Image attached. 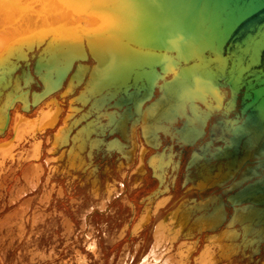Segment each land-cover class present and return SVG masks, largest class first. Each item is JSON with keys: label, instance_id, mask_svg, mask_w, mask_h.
Instances as JSON below:
<instances>
[{"label": "water", "instance_id": "1", "mask_svg": "<svg viewBox=\"0 0 264 264\" xmlns=\"http://www.w3.org/2000/svg\"><path fill=\"white\" fill-rule=\"evenodd\" d=\"M25 1L40 17L84 26L63 33L71 28L60 24L57 36L21 38L4 47L14 46L0 54L3 89L18 70L27 77L23 78L25 84L39 88L31 92L30 103L27 97L22 100V111L29 112L40 100L60 91L70 72L66 91L79 86L84 81L76 74L85 71L91 92L86 90L89 97L84 99L81 93L75 101L89 105L88 116L112 109L129 115L119 126L109 116L107 136L117 134L128 141L126 125H139L142 110H147V117L160 126L147 135L151 139L148 145L157 148V134L170 144L149 158L154 176L152 161L162 171L170 163L173 146H192L203 137L205 143L191 152L186 170L200 159L223 163V174L210 183L217 188L230 180L229 174L239 172L226 201L246 204L238 215V225L264 238V0ZM0 9L2 13L4 0H0ZM39 47L37 58L27 55ZM151 99L154 101L143 109ZM14 102L13 98L5 105L1 132L7 128ZM106 102L112 104L105 108ZM94 124L90 120L85 132L90 149L101 142L89 140L97 135ZM142 134L146 137L144 131ZM67 142L64 135L61 143ZM104 146L107 152L124 149L117 140ZM195 176L190 179L188 175L184 184L208 183L197 169ZM218 205L223 207L221 200ZM210 220L216 221L214 217ZM198 221L206 225L208 219Z\"/></svg>", "mask_w": 264, "mask_h": 264}, {"label": "flooded vegetation", "instance_id": "2", "mask_svg": "<svg viewBox=\"0 0 264 264\" xmlns=\"http://www.w3.org/2000/svg\"><path fill=\"white\" fill-rule=\"evenodd\" d=\"M40 53V49L35 50L34 57L37 58ZM32 62L33 61L30 59L29 70L31 73ZM23 64L24 63H21V67L24 68ZM71 73L72 72H70V74ZM15 74L21 75L20 70L16 71ZM70 74L67 76L60 91L39 102L33 110L31 108L32 111L29 114L21 112V106L19 104H16L11 111V119L8 129L4 133V139L9 135H12L13 138L14 127L19 125L20 132L17 136H19L18 138L23 142L14 147H10L11 145L7 144L5 158H10L12 155V149L18 147V150L15 149L13 151L15 154L14 157L19 158L20 160H26L20 168L21 171L23 166H25L29 160V154L33 155L32 162H37L33 163L35 164L34 166L26 168L22 172V177H18L17 183L9 197L7 194V188L10 181H14L17 168H15L13 164L6 166L8 162H4V167L6 166L5 168L7 171L3 174L4 199L5 196L8 198L10 209H14L11 200L15 197L19 199L15 208H24L26 211L29 210L31 219L35 220L36 223H44L46 221L48 223H53V221H55L54 217L60 215L65 234L67 236H72L75 233V223L71 216L64 213L58 214L57 211L47 213L45 208L50 203L51 191H57L58 196L64 195V186H57L56 183L53 182L55 179L59 177L65 179L67 181L66 186L68 187H71L77 179L81 185L80 187L86 188L89 195L97 200V202H93L91 206L86 208L84 214L81 216V228L86 236L85 242L87 245V251L92 254L94 253L93 255L96 258L99 257V247L96 237L91 231L92 226L89 224V220L91 219V216L97 212L101 215L112 213V197L117 196L116 198L121 200L124 208H129L131 219L125 224L121 230L122 232L119 233V236L116 239L121 240L129 233L131 236H136L146 230L148 226L155 221V224L152 227L153 240L151 247L135 264H175V255L179 258V264H193V261L194 264H264V242L254 244V239H247L253 245L245 250L244 256L238 252V255L231 257L228 260H223L219 257L222 248L227 246L233 248L239 245L242 241V239H229L228 241H224L223 244L219 245L217 243V237L222 233L229 238L232 237L235 231L240 230L238 226H230L233 217V207L228 203H226L223 208L219 207L218 209L219 217L224 216V220L222 225H220V227L214 232L202 231L198 234L196 231L190 230V225L192 223H198V220L207 218L211 219V217H214L213 213L209 214L212 209L210 211L198 212L194 203L197 204L201 199L203 200L213 195L218 196L222 193L219 190H212L209 193L202 194L198 193L193 188L194 185L191 182L184 184L188 173L191 175L189 177L190 179L194 175L195 168L186 170V164L191 152L196 151L203 145V143H205L203 137L198 139L196 143L190 147L178 148L173 146V155L170 157L169 165L164 167L162 171L156 168L157 170L155 171L154 176L151 169L152 167L148 165L149 158L156 152H162V149L166 145H170L168 140L162 134L156 135L158 136L156 140L160 142V144H156V149H152L149 146L150 144L148 145V143H151V139L148 138L150 136L149 134H153V129L155 127H160L158 126V123H156L154 119L147 117V110H142V121L139 125L132 127L130 122L126 125L127 129L124 132L127 133L126 138L128 141L126 140L124 142L117 134L107 136L108 131H106L108 130L107 124L109 122V116H111L109 113H112L113 119L116 122L120 117V111L117 109L102 110L98 117L101 127L100 129H97L93 126L97 135H91V138H99L101 142H99L100 144L94 145L97 146V148L92 147L90 149L89 141H87L85 137V132L87 131L86 126L90 120L95 119L94 116L96 114L94 115L92 113L88 116L89 105L82 106L75 101L81 96V93L84 99L89 97L86 92V90H91V87L86 86L88 75L83 71L82 77L84 82L75 88L70 86L68 92L66 91V86ZM38 90L39 88H36L35 85L31 84V91ZM101 97L103 98L104 95H101ZM28 101H31L30 96ZM152 101H154V99H151L150 102H146L143 105V109H145ZM106 103L105 108L112 104L109 102ZM36 118L39 122L38 127L48 124L49 128L42 133H35L28 137L25 135V130L29 119ZM118 123L119 122L117 121L115 125ZM75 124L78 125L75 126ZM71 125L72 127H69ZM143 131L146 133V137L143 136ZM17 132L18 130H16V133ZM101 132L104 136L100 135ZM64 135H67L68 137L67 144L61 143ZM115 140L124 145V149H115L107 152L104 145L110 141L114 142ZM8 141H5L4 143ZM13 145H15V143ZM217 145L220 146V144ZM119 151H121V153ZM167 151L168 150H166L165 153ZM43 157L45 160L42 163H39L42 161ZM166 158L167 157L163 158L164 162ZM214 162V160H208L205 161L204 164L210 166L211 164H215ZM52 163L55 165L51 166ZM151 164L156 167L157 162L152 161ZM110 172L113 173L109 174ZM107 174H109V176L104 178ZM117 175L122 178L120 190L115 184V178ZM146 185L151 187L150 193L140 202H137L134 199L132 200V195L138 190L145 188ZM49 186H51V188L47 191V187ZM42 188L44 190H42ZM226 188L227 186L225 189ZM157 191V195H153ZM128 192H130L129 195L127 194ZM223 199L225 200V197H223ZM71 203L77 204V209L80 208L78 200L72 199ZM181 204H185V207L188 209L193 207L191 210L192 215H189L188 222L183 218L185 215L184 210H186L184 207H181L183 208L181 213L174 215V212ZM34 205L36 206L34 207ZM170 205H172L170 210L166 213L163 212V210ZM72 207L74 208V206ZM214 223L215 222H212L211 220L208 221V224L211 227ZM179 231L181 232V235H179ZM196 236H198V240L195 242L193 239ZM167 240L179 245L178 248L173 249L172 247H174V245L172 247H167ZM181 240L182 242L180 243ZM233 240H235V242ZM138 247H140V243L137 244L135 251H137ZM173 250H175V253L172 254ZM230 250L235 251V248ZM195 254L198 255L194 258ZM126 258V256L121 258L118 264H129ZM131 258L132 256L128 255V260Z\"/></svg>", "mask_w": 264, "mask_h": 264}, {"label": "rangeland", "instance_id": "3", "mask_svg": "<svg viewBox=\"0 0 264 264\" xmlns=\"http://www.w3.org/2000/svg\"><path fill=\"white\" fill-rule=\"evenodd\" d=\"M153 75L156 73L153 71ZM111 116L112 113H109ZM109 116V115H108ZM129 116L127 112L121 113L118 121L120 125L124 123L126 117ZM98 115L94 119V125L97 129H100ZM12 138V135H9L7 138H0V143L8 141ZM87 139V138H86ZM89 140L100 141L99 138H91ZM18 150V147H15L14 150ZM29 154V153H28ZM30 155V154H29ZM33 158L30 157L27 161V164L23 166L22 171L20 168L25 163L26 160L19 158L13 159H4V162L13 164L17 170L14 176V181H10L7 188L8 197L12 192L15 184L17 183L18 177H22V172L26 168L34 166L36 162H32ZM45 158H42V163ZM24 161V162H23ZM55 165V164H51ZM5 166V167H6ZM3 168L4 171L6 168ZM110 172L109 174H112ZM115 173V172H114ZM107 174L104 178L108 177ZM103 178V179H104ZM116 186L120 190V184L122 178L116 176ZM57 186L63 185L64 195L58 196L57 191H51V199L49 205L45 208L47 213L57 211V213H64L71 216L72 220L75 223V233L72 236H67L64 232L62 226L61 216H55L53 223L40 226L39 228H31L27 223V235L26 237L20 239L16 235H10L4 229L0 231V256L5 259L7 264H76V249L81 250L83 253H88L89 264H118L121 258L127 257L129 264H135L139 258L145 255L151 247L153 240L152 227L155 224L153 221L152 224L148 226L146 230L141 232L136 236H131L129 233L125 238L119 240L116 239L119 236V233L123 229L126 223L131 219V212L129 208H124V205L121 203L117 196H113L111 202L112 213L108 215H101L100 213L93 214L89 220V224L92 226V233L96 237L99 247V257L96 258L92 253L87 251V245L85 242V234L82 232L81 228V216L84 214L85 209L92 205L93 202H97L92 198L86 188H81L79 181L76 179L75 183L71 187L66 186V180L61 179V177L53 181ZM43 184V183H42ZM51 186L47 187L49 191ZM42 190H44L42 188ZM151 191V187L148 185L145 186L142 190H138L132 195V198L140 202L145 196H147ZM130 192L127 194L129 195ZM37 194V193H36ZM41 195V193H40ZM76 199L79 201V209H77V204H72L71 200ZM38 202V201H36ZM36 205H34L35 207ZM74 206V208L72 207ZM172 205L163 210V212H168ZM12 209L9 208L8 198L5 196L0 200V219L5 217ZM50 221V220H48ZM134 225V223H133ZM195 242L198 240V236L193 239ZM185 241V240H183ZM188 241V240H186ZM191 241V240H190ZM182 240L180 241V243ZM140 243V247L135 248L137 244ZM167 247H172L177 249L179 245L173 243L172 241H166ZM14 249V250H13ZM175 253V250L172 251V254ZM171 254V255H172ZM51 255V257H50ZM128 255L132 256L128 260ZM198 254H195L194 258ZM57 257V258H56ZM103 258V259H102ZM51 259V260H50ZM178 259V260H177ZM26 260V261H25ZM179 258L175 255L174 263L179 264ZM2 264V262H0ZM194 264V261H193Z\"/></svg>", "mask_w": 264, "mask_h": 264}, {"label": "bare ground", "instance_id": "4", "mask_svg": "<svg viewBox=\"0 0 264 264\" xmlns=\"http://www.w3.org/2000/svg\"><path fill=\"white\" fill-rule=\"evenodd\" d=\"M2 10H3L2 13L0 11V54H1V56L5 55V53L8 50H10L14 47V46L10 47L7 50L6 48H4L7 44H12L15 41L21 40V38L28 39V38H31L33 36H43L45 34H49V36H47V37H50V36H54L53 33L55 34V36H57L58 34H60V32H58V31H60V29H59L60 24H62V25L69 24L67 27L71 28V29L66 28V29H64V31L62 30L63 33L66 32L67 30H73V29H76L79 31V30H81L79 28L84 26L83 24H82V26H80V24L79 23L77 24L75 21H72L71 23H69V22L65 21V19H63V20L53 22V21H51V19H49L47 17H44V16L40 17L38 14H36V12L33 10V8L28 3H26L25 0H4V9H2ZM39 49L41 50V47H39L38 49H34L32 52L27 53V55L29 56L30 53H32L34 55V51L39 50ZM21 63H23V62H21ZM21 63H20V65H21ZM82 72L77 73L76 77L77 78L82 77V75H83ZM14 74H12L11 81L9 84H7L5 89H3V87H4L3 83H0V138H4V133L8 129V125H9L10 119H11L10 114H11V111L14 109V106L16 104H19L22 107V100H24L26 97H27V99H29V96L31 97V92H32L31 91V83L25 84L23 82V78H25L27 80V77L26 76L22 77V75H19L18 79H17V77H15ZM13 98H14L15 102L12 104V108L8 111L9 121H8L7 128L4 132H1V129H2L3 124H4V117H5V114L7 112V107H5V105L8 104L10 102V100H12ZM30 102L31 101H29V103ZM39 102H41V100ZM38 103L36 105H38ZM36 105L34 107H30L29 112H24L22 110H21V112H23L25 114H29L36 107ZM31 108H32V110H31ZM16 112H18V111H16ZM38 123L39 122L37 121V118L36 119H29L27 128L25 130V135L30 137L31 135H34L35 133H40V132L42 133L47 128H49L48 124L47 125L44 124L41 127H38L39 126ZM16 130H18L17 133H16ZM13 132H14V136L10 141H8L6 143H4V141H3L0 143V200L4 197L3 174H5L7 172L6 170L4 171V169H3L4 168V159L10 160V159L15 158L14 157L15 154L13 153L14 148L12 149L11 157L5 158V155L7 152V146L6 145L10 144L11 145L10 147H14V146H17L18 144L23 142L22 140H20L18 138L19 136H17L18 133L20 132L19 125H16L14 127ZM14 143H15V145H13ZM187 147H190V146H187ZM30 157L33 158V155L30 154L29 158ZM155 162H157V161H155ZM214 163L215 164H211L210 166H207L200 159L189 168V169L195 168V165H196L197 167L195 168V170L197 169L198 172L200 173V175H204L206 177V179L208 180L207 184H202V183L198 182L197 186H193V188L198 193H202V194L203 193H209L212 190H219L222 192L221 195H218V197L213 195V196H210V197L205 198L203 200L201 199L197 202L196 210L198 212L210 211L211 209H214V212H213L214 220H216L212 227L208 224V222H206V225L204 222H201V221H199L198 223H192L190 225V230H192V231L194 230L198 234L201 233L202 231H209L208 227L214 228V230H210V231L214 232L216 229H218L220 227V225H222V222L224 220V216L219 217L218 200L222 201L223 207L226 205V203L230 204L228 201H226V197H228L229 195L232 194L233 190H231V188L233 187L235 181L238 179L239 172L232 174V175L229 174V176L231 178L223 186H221L220 188L211 187L210 183L212 181L216 180L219 176H221L225 170L223 163L216 162V161ZM152 166L155 168V171H156L157 167H155V165H152ZM207 172H209L210 175H208ZM188 175H189V177L191 176L190 173H188ZM193 176L196 178L195 172H194ZM194 183H196V182H194ZM226 186H227V188L225 189ZM157 193H158V191L156 193H154L153 195H157ZM213 197H215V198H213ZM223 197H225V200L223 199ZM132 200H133V198H132ZM17 201H19V199L15 198V197L11 200V202L13 203L14 209H12L9 213H7L5 215V217L0 219V231H2L4 229L10 235H16V236H18V238L22 239V238L26 237V235H27V226H26L27 223L30 225V227L32 229L33 228L37 229L40 226H43V225L46 226V224H49L47 221L44 223H40V222L36 223L35 220L31 219L30 214H29V210L26 211L24 208L16 209L15 205H16V203H18ZM205 201H207L208 203H205ZM185 206H186L185 204H181L179 206V208L176 209V211L174 212V215H178V213H181L182 209H183L181 207H184V209H186V210H184L185 215L183 218L185 220H186V218L189 219V215H192L191 210L193 207H190L188 209ZM231 206L233 207V211H234V209H236L237 211L235 214H233V217H232L231 222H230V226H233V227L238 226L240 230L235 231L233 233L232 237H229V238L227 237V235L222 233L220 236L217 237V243L220 245V244H223L224 241H228L229 239H235V240L236 239H243V240L241 241V243L239 245L233 247V248H235V251H231L230 249H233V248H229L228 246L225 248H222L220 250L221 252L219 253V257L223 260H228L229 258L238 255V252H240L241 255L244 256L245 250L249 246L253 245L247 239H254L253 240L254 244L264 242V238H262L260 236H255L254 231L251 232L250 229L245 228L243 230L242 227L240 225H238V223H237V219H238V215L240 213V210H242L243 208H246L247 205L246 204L244 205L241 203V204L231 205ZM213 207H215V208H213ZM252 207H250V208H252ZM212 218L213 217H211V219ZM207 219H208V221H210V218H207ZM35 224H37V225H35ZM129 227H130V225H129ZM136 232H134V233H136ZM179 235H181V232L179 233ZM235 240H233V241L235 242ZM241 248H242V250H241ZM75 254H76V257H75L76 264H89V262H90L89 256L90 255L88 253L85 254L81 250L76 249ZM50 257H51V255H50ZM5 261L6 260L5 259L3 260V257L0 256V262H2V264H7Z\"/></svg>", "mask_w": 264, "mask_h": 264}]
</instances>
